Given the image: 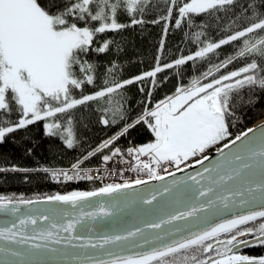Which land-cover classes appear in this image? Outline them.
<instances>
[{"label": "snow or ice", "instance_id": "obj_1", "mask_svg": "<svg viewBox=\"0 0 264 264\" xmlns=\"http://www.w3.org/2000/svg\"><path fill=\"white\" fill-rule=\"evenodd\" d=\"M237 6L238 0H0V142L43 121L48 135L73 149L79 143L76 113L92 108L100 124L123 126L78 158L70 171L38 170L57 181L99 179L82 165L101 154L106 171L111 162L137 173L122 183L44 201L79 207L78 213L51 211L4 222L0 264H264V255L243 251L264 248V125L257 126L259 134L248 128L232 138L230 132L238 101L264 92V0L239 5L243 23L218 40L208 39L205 20ZM147 24L162 25L154 66L123 78L124 48L116 37ZM172 28L194 47L162 62ZM225 45L235 50L221 59ZM189 62L208 67L184 82ZM234 64L240 66L229 67ZM166 70L181 79L171 94L156 100L155 91L164 83L157 75ZM132 84L139 85L143 99L129 117L123 94ZM140 125L152 139L118 145ZM213 150L219 155L205 164ZM195 165L201 167L194 174L127 199L128 190L163 182ZM165 167L175 170L165 175ZM4 171L29 170L0 167ZM124 171L117 174L123 177ZM95 197L113 203L84 210L83 202ZM37 202L0 196V212L14 215L19 205ZM118 215L126 217L127 227L100 230L110 229L103 222Z\"/></svg>", "mask_w": 264, "mask_h": 264}, {"label": "trees", "instance_id": "obj_2", "mask_svg": "<svg viewBox=\"0 0 264 264\" xmlns=\"http://www.w3.org/2000/svg\"><path fill=\"white\" fill-rule=\"evenodd\" d=\"M246 2L247 0H238V6L233 11L206 17L208 39L218 40L227 35L229 28H238L243 23V20L239 18L241 12L239 5L246 4ZM157 14L155 11L151 13L153 16ZM116 39L122 41L124 48L119 58L123 67L122 76L130 78L143 71L151 70L154 66L157 49L162 39V25L147 24L129 28L123 32L122 37L117 36ZM193 47L194 45L188 43L180 30L172 28L165 39L162 62L173 59L181 52L187 55ZM234 50L232 45L223 46L219 50L220 58L222 59L225 54L232 53ZM239 66L240 64H234L229 67ZM207 67L206 63L197 62L193 65L189 62V65L184 67L183 81L188 82L192 76L205 71ZM157 79L164 81L154 94L155 99L159 100L171 94L181 78L175 75L174 70H166L164 73H159ZM138 89L139 85L132 84L124 90V108L129 117H134L141 108L143 96ZM95 107L98 106L93 105V108ZM76 116L80 121L79 143L73 149H68L59 137L48 135L43 121L19 128L0 142V167L10 169L15 166L29 170L27 172H0V196L17 200L21 197L28 200H42L51 195H65L72 191H93L100 187L96 181L55 183L45 173L38 170L43 166H64L77 161L102 141L116 134L123 126V122L115 126L100 124L98 122L99 113L92 108L78 110ZM263 117L264 92L257 91L254 95H245L242 101H238L236 117L230 126L232 138ZM150 139H152L151 133L140 125L130 129L129 133L122 136L117 143L122 148H126L130 142L138 145ZM100 155L97 154L87 162L98 163L101 161Z\"/></svg>", "mask_w": 264, "mask_h": 264}, {"label": "water", "instance_id": "obj_3", "mask_svg": "<svg viewBox=\"0 0 264 264\" xmlns=\"http://www.w3.org/2000/svg\"><path fill=\"white\" fill-rule=\"evenodd\" d=\"M258 125H264V121L258 123L257 125H255L253 127H249V128L257 129ZM256 134H259V129H257ZM252 135H253L252 133L249 134V136H252ZM225 151H228V150L225 149ZM218 155H219L218 152L213 151L210 154V160L205 161V164L214 163L216 160V157ZM200 167L201 166H199V165H195L194 167H187V168H185L184 172H176L175 177L166 176V180L163 182H161V181H150L146 185H140L135 189H130L127 191V194H126L127 199L131 200L136 193L150 194L152 191L159 190L161 188L162 184H165V183L171 184V182L174 179H180V178L186 177L190 174H194L195 172L200 170ZM124 199L125 198L122 195L121 196V206H123ZM39 201L40 202L33 203L31 205H19V212H17L14 215L9 214V213L0 212V226H2L3 223L6 221L15 220V219H17V217H22V216H26V215H39L41 213H49L51 211H58V212L68 211V212L78 213L80 210L79 207L76 209H72L69 205H63V204H58V203H47V202H44L45 200H39ZM99 203L110 204V203H113V200H112V198H109V197H95V198H92L91 201L83 202L82 207L84 208V210H92V207L97 206ZM103 223H107V224L111 225V228L110 229L101 228L100 230H102V231H109L112 229H121L123 227L128 226V222H127L126 217L121 216V215H118L117 217L110 218L109 220L104 221ZM0 259H4V258L0 257Z\"/></svg>", "mask_w": 264, "mask_h": 264}, {"label": "built area", "instance_id": "obj_4", "mask_svg": "<svg viewBox=\"0 0 264 264\" xmlns=\"http://www.w3.org/2000/svg\"><path fill=\"white\" fill-rule=\"evenodd\" d=\"M128 168V165L126 164H118V163H109L108 165V171L105 170L104 166L100 167V171L97 172V174L100 177L106 176L107 178H109L110 180H114V181H118L121 180L120 178H125V179H129L132 176H136L137 177V173L135 172H131V171H127L126 169ZM169 167H165L164 171L167 170ZM118 169H125L124 173L126 176L121 177L120 175L117 174V170ZM96 174V171L94 172L93 176H98Z\"/></svg>", "mask_w": 264, "mask_h": 264}, {"label": "flooded vegetation", "instance_id": "obj_5", "mask_svg": "<svg viewBox=\"0 0 264 264\" xmlns=\"http://www.w3.org/2000/svg\"><path fill=\"white\" fill-rule=\"evenodd\" d=\"M243 251L249 255H264V248L244 249Z\"/></svg>", "mask_w": 264, "mask_h": 264}, {"label": "rangeland", "instance_id": "obj_6", "mask_svg": "<svg viewBox=\"0 0 264 264\" xmlns=\"http://www.w3.org/2000/svg\"><path fill=\"white\" fill-rule=\"evenodd\" d=\"M262 119H264V117H263V118H261V119H259L258 121H255V123H253V125H252L251 127H253V126L257 125V124H258V123H260V122H262V121H263ZM44 167H46V166H43V167H41V168H38V169H42V168H44Z\"/></svg>", "mask_w": 264, "mask_h": 264}, {"label": "bare ground", "instance_id": "obj_7", "mask_svg": "<svg viewBox=\"0 0 264 264\" xmlns=\"http://www.w3.org/2000/svg\"><path fill=\"white\" fill-rule=\"evenodd\" d=\"M262 120L264 121V119H262ZM257 121H258V120H257ZM263 121H262V122H263Z\"/></svg>", "mask_w": 264, "mask_h": 264}]
</instances>
